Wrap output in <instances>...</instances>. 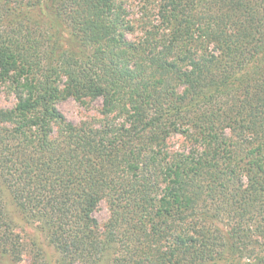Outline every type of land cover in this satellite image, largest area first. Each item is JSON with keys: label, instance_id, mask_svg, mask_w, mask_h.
Here are the masks:
<instances>
[{"label": "trees", "instance_id": "1", "mask_svg": "<svg viewBox=\"0 0 264 264\" xmlns=\"http://www.w3.org/2000/svg\"><path fill=\"white\" fill-rule=\"evenodd\" d=\"M0 82V264H264V0H0Z\"/></svg>", "mask_w": 264, "mask_h": 264}, {"label": "rangeland", "instance_id": "2", "mask_svg": "<svg viewBox=\"0 0 264 264\" xmlns=\"http://www.w3.org/2000/svg\"><path fill=\"white\" fill-rule=\"evenodd\" d=\"M127 10L129 11L130 18L137 16L134 1L127 2ZM126 38L133 39V35L126 34ZM15 101V96L11 90L9 91L7 83L0 82V108H11ZM55 106L67 121L78 124L83 120L98 118L100 116L99 110L101 106V100L100 98H96L93 100H87L86 103H80L78 100H75L72 97H67L58 100L55 103ZM181 143L182 138L179 135H173L167 140L169 149H176L181 145ZM6 200L8 212L10 213L12 219L17 222L16 230L21 235V238L27 242H29L31 236L32 238H38V240L43 243L46 256L48 257L47 260L50 262V264H58L57 253L52 246L47 244L44 233H40L36 225L25 223L23 219L20 218L17 208L13 205V203L10 202V198ZM92 215L96 218L100 225L105 222L108 217V209L104 201H100L98 203L97 207L92 212ZM20 258L21 260L18 262V264H30L32 259L28 251H25Z\"/></svg>", "mask_w": 264, "mask_h": 264}]
</instances>
